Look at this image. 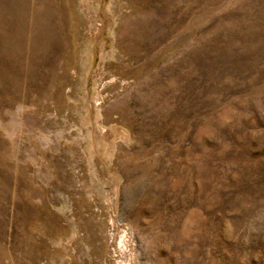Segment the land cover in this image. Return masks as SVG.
Segmentation results:
<instances>
[{
  "label": "rangeland",
  "instance_id": "374dc122",
  "mask_svg": "<svg viewBox=\"0 0 264 264\" xmlns=\"http://www.w3.org/2000/svg\"><path fill=\"white\" fill-rule=\"evenodd\" d=\"M0 264H264V0H0Z\"/></svg>",
  "mask_w": 264,
  "mask_h": 264
},
{
  "label": "bare ground",
  "instance_id": "6f19581e",
  "mask_svg": "<svg viewBox=\"0 0 264 264\" xmlns=\"http://www.w3.org/2000/svg\"><path fill=\"white\" fill-rule=\"evenodd\" d=\"M45 29L47 30L48 35L53 31V29L51 27H48L47 25L45 26Z\"/></svg>",
  "mask_w": 264,
  "mask_h": 264
}]
</instances>
